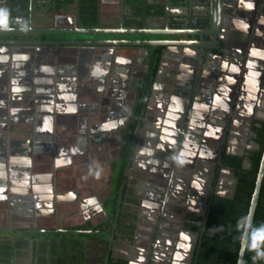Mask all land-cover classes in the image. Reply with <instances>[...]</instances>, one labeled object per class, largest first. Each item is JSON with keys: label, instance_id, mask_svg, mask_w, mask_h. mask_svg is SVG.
Returning a JSON list of instances; mask_svg holds the SVG:
<instances>
[{"label": "crops", "instance_id": "0c3cea01", "mask_svg": "<svg viewBox=\"0 0 264 264\" xmlns=\"http://www.w3.org/2000/svg\"><path fill=\"white\" fill-rule=\"evenodd\" d=\"M179 1L174 0L172 3L175 12L171 13L169 18L166 14L146 17L141 28L165 29L168 26L172 30L188 29L190 28L188 27L190 13H193L194 17L203 14L211 10L213 3V0H184L183 4ZM9 2L10 4L6 0H0V9L9 12L10 27H28L31 8L33 24L36 26L34 0H10ZM145 2L154 7L164 6L166 8V0H145ZM252 2L256 1L224 0L220 9L215 12L218 30L216 35L221 34L220 40H224V45H229V48L224 51L217 50L214 47L216 45L211 43L214 42L212 34L204 37V40L212 44L211 46L186 48L174 45L168 47V55L164 58L160 77L151 95L152 100L148 113L145 117L136 120L132 117H121L118 114L108 119L105 113L96 119L92 113L98 102L95 98L97 96L105 95L103 106L115 103L122 107L128 103L126 91L130 83L125 80L124 76L127 72L131 76L135 75L136 56H143L144 53L138 52L134 47L117 48L110 61L105 49L98 47L94 49L85 47L56 49L57 47L54 46L46 52L45 49H38V46L11 44L9 46L12 56L11 63L16 64L14 68L18 73V83L14 87L16 90L14 108L18 112L15 113V122L10 124L8 131L10 140L17 142L18 154L15 157L19 165L25 168L22 171L23 174H29L32 178L31 187L41 188L42 192H32L33 188H31L15 193L13 205L15 214L12 223L9 217L11 211L9 204L0 202L2 204L0 210L4 211L2 220L0 212V226L14 230L10 235L16 234L17 227L24 230L34 229L35 224L38 230H54L50 233L44 232L46 234L67 232L74 236L82 234L81 242L84 244L87 259L102 257L103 251L107 248L114 258L124 259L125 253L134 254V246L128 249V246L121 242L120 225L128 218L138 220L140 215L146 214L145 216L151 219L150 222L152 221L151 234L155 232L156 225L163 214L162 201H167L171 196L162 198L161 202L154 197L152 192L157 183L153 176L158 175L157 170L162 172H160L162 176L171 173V176L176 177L177 174L173 175V171L170 172V167L166 163L171 160L172 163L177 164V160H182L181 156L184 155L183 162L178 164L182 167L179 170L184 172L182 173L185 176L186 187L192 186L195 192L198 189L197 185L203 187V183L210 184L214 178L215 161L203 159V163L200 159L190 155L188 151L190 149L184 146V140L190 138L185 132V121L194 108L195 101L192 95L194 90L189 87L192 83L191 70L183 71L185 74L182 76L177 66L192 65L199 72L209 73L210 77L214 75L221 77V74L232 75L233 68L238 65L237 58L240 54L235 44L242 43L240 38L246 32L244 25L246 19H249L247 15L253 12V6L248 7ZM123 5L124 10L121 11L120 0H101L100 9L104 16L114 14H119L122 18L130 16V6L125 4V0H123ZM261 7L264 15V3ZM4 11L1 15L6 17ZM75 12L76 6L75 10L71 9L57 15L54 26L50 28L72 26ZM238 12L241 13L239 16ZM129 18L131 19V16ZM7 19L8 16L4 20ZM137 19L140 20L139 17ZM2 24L8 26V23ZM260 26L264 29V24ZM3 36L21 40L73 39L55 34L31 32H9ZM154 37L158 38L157 36L152 38ZM162 37L167 40L199 39V36H159V38ZM133 38L149 37L114 35L94 39ZM260 44L262 47L258 48V51H263L264 54V40ZM14 50L17 51L14 53ZM248 52L249 48L247 54ZM14 54L16 60L13 59ZM263 56H251V58L264 61ZM226 64L227 68L224 69ZM148 66L149 63L145 68L148 69ZM12 69L7 70L6 73L13 72ZM50 70H53L54 80L52 98L48 96L50 95L48 92L38 91L35 82L36 80L43 81L49 76L47 73ZM251 70H256V68ZM3 72L4 70L0 68V79L4 76ZM31 72L34 73V79L31 77L34 82H31L28 74ZM112 73L113 77L108 78V75L111 76ZM105 74H107V80L102 87V92L105 91V94L99 91L94 97L95 90L100 86L98 82ZM211 81L224 83L226 87H230V84L221 82L220 79ZM247 84V91L253 96L256 95L259 100H255L251 113H237L242 115L244 122L248 123L243 133L249 131L254 116L264 117V91L258 92L261 90V84L255 76L248 77ZM81 103L84 106H81ZM212 105L224 110L228 107L217 102H213ZM50 106L54 107V110L58 106L61 121H55V113H50ZM72 108L75 111L69 110ZM46 121L47 127L45 126ZM31 134H35L36 137ZM184 150H186L185 153H183ZM223 180V185L230 189V192H234L236 178L226 176ZM192 201L200 205L202 197L194 196ZM41 209L46 211L45 214L37 216ZM31 211L36 215L33 216ZM138 227L139 225L132 231L131 238L136 233L138 237L147 235L146 231ZM167 229L174 231L172 222L167 223ZM44 233L26 234L37 239V242L48 243L49 239L40 237V234ZM93 234L96 235L94 239ZM98 235L111 236V245L109 247L108 244L105 247L97 246L96 242H108V239H103L104 237ZM25 245L21 247L25 252L18 254L19 257H24L25 264L48 263L47 260L41 261L43 256L48 255L47 252L42 254V251H34L35 249L27 250ZM127 245H132V243ZM136 248L147 254L150 252V248L147 247L137 246ZM157 250L158 252L169 251L167 248L158 247ZM90 253L91 256L88 255ZM131 257H127L126 260L132 259ZM174 258L173 255L169 256L171 261H176ZM16 261L18 259L14 261L18 264Z\"/></svg>", "mask_w": 264, "mask_h": 264}, {"label": "flooded vegetation", "instance_id": "af4514ba", "mask_svg": "<svg viewBox=\"0 0 264 264\" xmlns=\"http://www.w3.org/2000/svg\"><path fill=\"white\" fill-rule=\"evenodd\" d=\"M255 1L256 2L251 3L253 5V12L247 15V18L249 19H246L245 21V25H247V27H245L246 32L241 35L242 37L240 38L242 43H238V45L235 44L237 49L239 48L238 50L240 54L237 58V67L233 68L231 72L232 75H229L230 77H232V79H227V77L229 76H224L223 74H221V77L219 75L210 77L209 73L202 71L199 72L196 67L192 65L185 66L182 64L177 66L178 71L182 76L183 74H185L183 73V71L186 72L185 70H187L188 67L191 68L190 70H195L196 73L195 75H192L196 79L194 81L190 79L192 83L189 87L191 88V90H194V93L192 95L194 96L193 100L195 101V104L193 106L194 108H192V111H190V115H188V118L185 121V132L188 133V137L190 138L184 140V146L187 149H190L188 150L190 151V155H192L196 159H200L201 162H203V159L215 161L216 164L214 169V178L210 184L207 182L203 183V187H199L198 189H196L197 192H193L194 188L192 186L186 187L184 182L185 176H183L184 172L179 170V168L181 169L182 167L180 166L181 164H178L179 162H183L185 158L184 155L181 156L182 160H177V164H174V162L172 163L171 160L166 163L168 164L167 166L170 167V172L173 171V175L177 174L176 177L171 176V173L169 175L164 174L162 176V172L157 170L158 175L153 176L154 180L157 183V185L154 186L155 190L152 192L154 194V197L161 202L162 198H168L170 195L171 196L167 201H162L163 214L159 219L154 230L155 232L153 234H151L150 231L152 228L150 227L152 221L150 222L151 219L149 220L145 216L146 214L140 215L138 217V220L134 218H128L122 223V225H120L119 230L122 237V244H126V246H128V249L129 247L131 248L134 246V254L125 253L123 255L124 260H126L127 257L129 258L132 256V259L127 260L129 264H193L196 249L199 245L200 239L203 237V233L206 229V224L203 219H194L192 216H206L209 211V200L211 194L230 196L233 193L234 195L238 183V176L235 173L233 167L231 165H226L223 162V153L226 152L229 154L245 155L244 166H251L249 155L252 150L258 149L260 147V144L257 141V127L262 125L264 117L254 116L252 122L250 123L249 131L243 133L244 130H246V124L248 123L244 122L245 119L237 113H251L255 106L254 103L259 100L257 99L256 95L253 96V94H250L247 91L248 77L255 76V78L261 84V90L258 92L261 93V91H264V61L251 58V56L258 57L264 55L262 53L263 51H258V48L262 47L260 42L264 40V29L260 26V24H264V15L262 13L263 9L261 7V5L264 3V0ZM179 2L183 4L185 1L180 0ZM217 8L218 5H216V2L213 1L211 10L206 11L203 14L195 15V17L193 13H190V23L188 24V27L190 28L185 30L210 29L215 23V19H217L215 15ZM240 14L241 13L238 12L237 15L239 16ZM253 22L255 24L254 33L251 34L250 32L252 31L251 28L253 26ZM205 23L207 24L206 26H204ZM220 35L221 34H218L216 40L217 43L214 44L216 45L214 47L219 51H224L226 48H229V45H224V40H220ZM157 37L158 38H154L167 40L163 37L159 38V35H157ZM209 45L211 46V44ZM196 47L200 48V46H195L193 48ZM162 48L163 49L160 54V65L157 70L153 85L150 89L149 96L145 100V104L143 106L141 105V98L138 92H140L139 89H141V81H144L146 76L149 74V66L148 69L144 71V78L139 79L134 99L131 96L133 89L132 80L134 79V77L131 76L129 72H127L124 78L130 83L129 86H127L128 90L126 91L128 103L122 105V107H120L119 105H115V103L111 104L110 106H103L106 97L105 95L95 97L99 92L97 91L94 97L98 102L93 108L94 111L92 114L96 116V118H98L100 116L102 117V115L105 113V115L107 116L106 118L108 119L114 114H118L121 117H132L135 120L145 117L149 110V104L152 100L151 95L153 94L156 81L160 77L162 63L164 61V58L168 55L167 50L164 47ZM248 48L249 54H247ZM157 49L159 48L151 50V58L148 61L149 65L152 62V58L154 60L158 55ZM246 55L249 57H247ZM223 68L226 69L225 66ZM252 68H256V70H251ZM135 77H137V74H135ZM206 78L211 79L208 80ZM212 79H220L221 82L230 84V87H226L224 83H216L214 81H211ZM102 91L103 90H101V92ZM253 92L256 93L257 91ZM102 93L105 94V91ZM212 101L217 102L221 105H226L228 107L225 110L220 107L216 108L212 105ZM249 106L251 107V111H249ZM185 152L186 150L183 151V153ZM246 158L250 162L249 166L245 165ZM226 176L236 178L235 187L233 189L234 192H230V189L223 185V178ZM167 192H169L168 195ZM194 196L202 197V204L196 205L192 201V198ZM171 197L172 199H170ZM3 200H5V196L0 195V202L3 203ZM169 222H172V227H174L173 232L167 229V223ZM193 223L201 225V228L199 230L193 231L191 229V225ZM138 225V228L146 231L147 235L138 237L136 233L133 238H131L132 231H134L136 229L135 227ZM0 227L5 230L9 229L2 227V225ZM209 231L214 232L215 229L209 228ZM25 241H28L25 245L27 250L35 249L34 251H37L38 245L42 244V242H37V239L33 238L32 236H28L27 234L21 235L20 238L17 239L16 234L10 235V233L8 232H0V264H15V259H18L19 261V252H25L24 249L21 248L24 245ZM111 242V239L108 242L99 241L96 242V245L105 247L108 244L109 247L111 245ZM129 243H132V245H127ZM137 246L150 248V252L147 254L146 252H143V250L141 251L136 248ZM157 247L167 248V250L169 251L158 252ZM5 253L8 254L5 256H9L7 260L4 259ZM170 255H173L176 261L169 260ZM10 256L12 258H10Z\"/></svg>", "mask_w": 264, "mask_h": 264}, {"label": "trees", "instance_id": "16d2710c", "mask_svg": "<svg viewBox=\"0 0 264 264\" xmlns=\"http://www.w3.org/2000/svg\"><path fill=\"white\" fill-rule=\"evenodd\" d=\"M125 4L130 6L131 10V19L130 16H123V27L125 28H141L146 17L166 14L164 6L154 7L147 4L145 0H125ZM75 6L79 28H119L121 25L119 14L104 16L100 9L101 0H34V23L38 28L53 27L57 15L71 9L75 10ZM138 17L141 21L137 19ZM206 25L205 23L204 26ZM162 49V47L157 49L158 55L152 60L149 74L140 83L141 89L138 94H140L142 106L145 104L155 80ZM257 132V141L260 147L250 152V167L244 166L245 155L223 153V162L226 165H231L238 176L234 195L211 194L208 214L201 217L192 216L194 219H203L206 224L203 237L196 249L193 264H237L243 231L264 150V121L261 126L257 127ZM200 228L201 225L197 223L191 225L193 231ZM209 228H214L215 231L210 232ZM256 232H264V178L243 264H264V240L259 241L258 248L253 249L250 246L253 233ZM76 235L68 232L40 234V237L49 239L47 240L48 245L53 244L54 241L58 243L57 250L53 253L50 248V257L43 256L41 261L50 260L51 264H88L89 262L105 264L109 254L108 264H129L127 260L114 258L108 248L103 251L102 257L93 260L87 259L84 244L81 242L83 235ZM92 238H96V235L93 234ZM42 252V254L45 253V251ZM56 254L58 255L55 256ZM5 255L8 254H4V259L7 260L9 256Z\"/></svg>", "mask_w": 264, "mask_h": 264}, {"label": "water", "instance_id": "95a60500", "mask_svg": "<svg viewBox=\"0 0 264 264\" xmlns=\"http://www.w3.org/2000/svg\"><path fill=\"white\" fill-rule=\"evenodd\" d=\"M10 4V0H6ZM121 1V8L123 11L124 10V5H123V0ZM216 2V5H218V8L216 9L217 11L220 9L221 4L224 3V0H213ZM174 0H166V17L169 18L171 13H174L175 10L172 6V3ZM9 9V6H8ZM5 9H0V68L4 70L3 74L4 76L1 77L0 79V194L5 196V200H3L2 204H9L10 206V215L11 217V223L13 221L14 217V210H13V205H14V198L16 197L15 193H17L19 190H30L33 188L32 192L37 193L38 191L42 190L41 188L37 187H31V176L29 174H23V170L25 169L24 167L22 168L23 165H19V162L17 161L18 159L15 157L18 154V150L16 148L17 142L14 140H10V134H9V127L10 124H13L15 122V113H17V109H15V98L14 94H16L15 90V85L18 83L17 81V71L15 70L16 64L11 63L12 56L10 55L11 52L9 50V46L11 44H23V45H30V46H38V49H45V51L49 48H54L56 46V49H66L68 47L70 48H78V47H85V48H92L94 49L95 47L105 49L109 54V60H112V55L115 52V49L117 48H126V47H134L137 49L138 52L144 53V55H138L136 56V61H137V66H136V73L137 77L133 75L134 79L132 80L133 84V89H132V98H135V92L139 83V79L144 78L146 68L145 66L148 65V61L150 60L151 56V50L164 47L166 50L168 47L172 46H181V47H195V46H207L210 43L204 40V37L207 34H212L214 36L213 41L211 43L216 44L217 43V20L215 19V23L212 25L210 29L202 30V29H170L168 26L165 29H151V28H125L123 27V18L121 17V25L119 28H79L77 26V18H76V13L73 16V25L69 27H54V28H38L37 26H34L33 24V17H32V8H31V16H30V24L28 27L24 28H14L10 27L9 23L11 21V17H9V12H7ZM4 11L6 14V17L1 15V12ZM8 19L5 21L4 19ZM8 23V26H4L2 23ZM251 34L254 33V22L253 26L251 28ZM9 32H31V33H46V34H108V35H125V36H144V37H149V38H133V39H76V40H69V39H57V40H48V39H42V40H21V39H14V38H9L6 36H3V34H7ZM165 36V35H176V36H199L198 40H164V39H155L151 38L152 36ZM212 45V44H211ZM17 50H14L13 52L15 53ZM44 51V52H45ZM48 52V50L46 51ZM166 52V51H165ZM188 52V51H187ZM164 53V52H163ZM187 54V53H186ZM13 59L16 60V55H13ZM187 59V58H185ZM153 60V58H152ZM188 60V59H187ZM109 61V63H110ZM151 64L149 67H151ZM13 68V72L6 73L7 70H10ZM191 68H187L189 70ZM53 70L48 72L49 74L48 77H46L43 81L41 80H36V85L38 86L37 90L38 91H43V92H48V96H52V93L54 91V80H53ZM192 75H195V70H191ZM110 73V72H109ZM29 77H33L34 79V73H28ZM148 76V75H147ZM146 76V77H147ZM113 77V73L110 76L108 75V78ZM32 78L30 79L31 82H34ZM192 81H194L196 78L194 76L190 77ZM107 80V74L103 76V79L99 80L100 86L95 90L101 91L103 90V85L106 83ZM30 82V83H31ZM101 89V90H100ZM13 94V95H11ZM52 98V97H51ZM52 103V102H51ZM81 106H84L83 103H81ZM55 108L50 106V113H55V121L59 122L61 121V117L59 116L60 110L58 106ZM96 117V116H95ZM97 119V118H96ZM33 137H36L35 134H31ZM13 136V134H12ZM242 154V153H240ZM219 160V158H218ZM250 162L246 158L245 159V165L249 166ZM264 178V150L261 158V163L256 179V185L255 189L252 195L250 207H249V212L247 215L246 223H245V228L243 231V236L241 240V247L239 250V255H238V260L237 264H243L247 247H248V242H249V237H250V231H251V226L254 220V215L256 212L258 200H259V195L262 187V182ZM19 188V189H18ZM39 189V190H38ZM42 192V191H40ZM28 193V192H27ZM233 193L230 195L232 196ZM43 199V198H40ZM44 200V199H43ZM0 204V205H2ZM40 210V209H38ZM1 220H2V214H4V211L1 209ZM46 211L41 209L37 213V216H40L42 214H45ZM30 213V212H29ZM7 215V212H5ZM31 214L33 216L36 215L35 212L31 211ZM4 216V215H3ZM115 221V225H116ZM37 225H34V229H21L20 227L15 229V233L17 236V239L20 238L21 235H24L26 233H33V232H39V233H44V232H53L54 230H38ZM0 232H14V230L11 229H2L0 227ZM16 240V239H14ZM26 242V241H25ZM28 242V241H27ZM26 242V243H27ZM109 254L106 259V264H108V259H109Z\"/></svg>", "mask_w": 264, "mask_h": 264}, {"label": "rangeland", "instance_id": "374dc122", "mask_svg": "<svg viewBox=\"0 0 264 264\" xmlns=\"http://www.w3.org/2000/svg\"><path fill=\"white\" fill-rule=\"evenodd\" d=\"M55 35H58V36H61V37H64V36H66V38H73V39H76V38H80V39H94L95 37H113L114 35H108V34H78V33H75V34H55ZM99 237H104L103 239H108L107 241H109L110 239H111V236H109L108 235V237L106 236H100V235H98ZM56 237V236H55ZM55 237H52V238H55ZM55 240V239H54ZM26 244V242L24 243V245ZM21 245V244H20ZM51 246V247H50ZM57 247H58V243H57V241L55 242H53V244H50V245H48V243H42V244H39L38 245V248H37V251L38 252H41V251H45V252H47V254L49 253V251H50V253H51V250H50V248H52V252L54 253V251L55 250H57ZM48 254L47 255V257L49 258L50 257V255L51 254ZM39 255H41V254H39ZM58 254H56L55 256H57ZM88 255H90L91 256V253L90 254H88ZM87 255V256H88ZM19 258H21V260L20 261H18V264H25L24 262H25V260L23 259L24 257L22 256H20ZM89 258V257H88ZM46 264H51V261L49 260L48 261V263L46 262ZM88 264H91V262H89Z\"/></svg>", "mask_w": 264, "mask_h": 264}, {"label": "clouds", "instance_id": "9594fccd", "mask_svg": "<svg viewBox=\"0 0 264 264\" xmlns=\"http://www.w3.org/2000/svg\"><path fill=\"white\" fill-rule=\"evenodd\" d=\"M253 5L251 3H249L248 7L251 8ZM244 27H247V25H244ZM71 111H75L74 108L72 109H69ZM249 111H251V107L249 106ZM45 126L47 127V121L45 123ZM105 127H107V125H105ZM200 186L197 185V188H199ZM261 240H264V232H256V233H253V236H252V243H251V248L255 249V248H258V244H259V241ZM258 255L260 253H257Z\"/></svg>", "mask_w": 264, "mask_h": 264}, {"label": "snow or ice", "instance_id": "6c2138e0", "mask_svg": "<svg viewBox=\"0 0 264 264\" xmlns=\"http://www.w3.org/2000/svg\"><path fill=\"white\" fill-rule=\"evenodd\" d=\"M225 67L227 68V64L225 65ZM227 79H232V77L229 76V77H227Z\"/></svg>", "mask_w": 264, "mask_h": 264}, {"label": "bare ground", "instance_id": "6f19581e", "mask_svg": "<svg viewBox=\"0 0 264 264\" xmlns=\"http://www.w3.org/2000/svg\"><path fill=\"white\" fill-rule=\"evenodd\" d=\"M64 113V112H63ZM242 116V115H241ZM163 171V170H162ZM184 178V177H183ZM173 183V182H172ZM172 192V191H171ZM56 197V196H55ZM176 197V196H175ZM90 204V203H89ZM179 219H180V217H179ZM158 231V230H157ZM174 234V233H173ZM165 237V236H164ZM172 249V248H171Z\"/></svg>", "mask_w": 264, "mask_h": 264}]
</instances>
